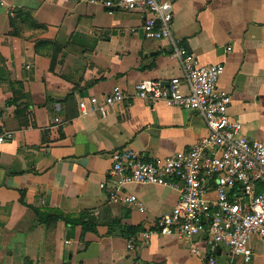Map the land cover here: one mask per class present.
I'll return each instance as SVG.
<instances>
[{"label": "crops", "instance_id": "0c3cea01", "mask_svg": "<svg viewBox=\"0 0 264 264\" xmlns=\"http://www.w3.org/2000/svg\"><path fill=\"white\" fill-rule=\"evenodd\" d=\"M167 1L173 39L198 64L223 65L218 88L231 96L230 120L264 142V0ZM141 26L140 13L91 0H0V134L12 135L0 145V264L229 262L201 236L142 242L176 204L175 191L126 185L143 212L109 201L113 152L165 156L206 134L200 114L163 103L129 100L104 118L79 114L81 99L183 75L171 43L146 39ZM82 212L97 221L92 231L63 220ZM250 264H264L262 248Z\"/></svg>", "mask_w": 264, "mask_h": 264}, {"label": "built area", "instance_id": "2783aa9c", "mask_svg": "<svg viewBox=\"0 0 264 264\" xmlns=\"http://www.w3.org/2000/svg\"><path fill=\"white\" fill-rule=\"evenodd\" d=\"M108 11H135L142 17L143 36L171 43L183 75L160 81L141 80L127 92L118 86L101 98L78 102L81 116L106 117L117 105L142 100L149 105L163 103L200 114L206 134L190 148L165 156L145 158L133 150L111 154L112 180L109 201L144 209L134 195L122 189L129 184L158 186L173 190L178 199L172 209L140 235L146 243L154 235L190 240L201 236L215 253L224 249L229 262L238 258L250 264L254 248L264 254V142L249 140L241 126L230 120L231 96L219 90L221 64L200 65L193 54L172 36L173 8L167 0H91ZM186 88L184 93L182 88ZM58 122V119L55 120ZM12 139L0 134V145ZM106 187L105 184L100 185ZM134 238L129 239L128 247ZM206 264H218L213 255Z\"/></svg>", "mask_w": 264, "mask_h": 264}, {"label": "trees", "instance_id": "16d2710c", "mask_svg": "<svg viewBox=\"0 0 264 264\" xmlns=\"http://www.w3.org/2000/svg\"><path fill=\"white\" fill-rule=\"evenodd\" d=\"M63 220L69 224V225H76V224H80L82 225L83 229L85 231H92L93 227H95L98 223L95 220V218H93L89 213L87 212H82L78 215L77 218L75 219H71L69 217L64 216ZM126 233L128 234L129 237H131L132 235H134L136 232L128 229L126 231ZM128 237V238H129Z\"/></svg>", "mask_w": 264, "mask_h": 264}, {"label": "rangeland", "instance_id": "374dc122", "mask_svg": "<svg viewBox=\"0 0 264 264\" xmlns=\"http://www.w3.org/2000/svg\"><path fill=\"white\" fill-rule=\"evenodd\" d=\"M256 246H257V247H255V248H256V251H257V252H261V247H260L259 245H256ZM255 248H254V249H255Z\"/></svg>", "mask_w": 264, "mask_h": 264}, {"label": "water", "instance_id": "95a60500", "mask_svg": "<svg viewBox=\"0 0 264 264\" xmlns=\"http://www.w3.org/2000/svg\"><path fill=\"white\" fill-rule=\"evenodd\" d=\"M218 253H219V250H218Z\"/></svg>", "mask_w": 264, "mask_h": 264}]
</instances>
